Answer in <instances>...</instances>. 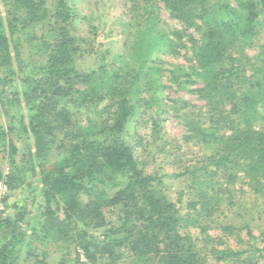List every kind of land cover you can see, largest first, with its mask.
<instances>
[{"label": "trees", "instance_id": "trees-1", "mask_svg": "<svg viewBox=\"0 0 264 264\" xmlns=\"http://www.w3.org/2000/svg\"><path fill=\"white\" fill-rule=\"evenodd\" d=\"M4 1L0 142L11 169L6 176L0 173V180L14 192L38 168L43 205L34 216L36 232L57 245V264H264V246L231 247L240 232L225 221L241 201L235 190L240 178L241 188L264 197V125L254 127L256 106H262L264 115V80L242 91L247 65L232 51L257 48L253 63L246 62L255 74L264 72V46L257 43L264 29V0H127L133 31L116 52L102 43L97 46L100 25L93 26L91 37L77 33L80 18L66 0L53 9L45 0ZM157 9L181 28L165 33ZM42 29L45 33L38 34ZM22 32L31 47L37 44L40 60L17 48L15 38ZM200 32L202 40L194 38ZM186 38L197 50L195 65L170 71V78L188 79L191 85H196L193 76L201 78L202 85L192 92L206 102L205 111L186 123L185 141L209 150L196 170L187 157L173 163L182 171L170 176L191 181L188 192L183 190L174 201L164 188L165 175L148 171L127 136L138 111L155 104L156 88L148 89L153 91L149 100L142 97L143 84L153 85V76L162 73L154 67L158 62L153 54L164 49L179 56L188 50ZM19 83L27 87L23 95ZM22 101L31 114L17 122L10 111ZM180 108L177 113L190 107L185 102ZM151 122L161 139L160 115ZM165 146L156 152L164 154ZM48 157L53 161L47 168ZM117 174L128 180L109 193ZM204 175L210 178L207 187L201 185ZM16 211L14 218L0 220V229L10 230L9 239L0 242V264H17L24 227L35 220L24 208ZM39 257L37 251L27 256L41 264Z\"/></svg>", "mask_w": 264, "mask_h": 264}, {"label": "rangeland", "instance_id": "rangeland-1", "mask_svg": "<svg viewBox=\"0 0 264 264\" xmlns=\"http://www.w3.org/2000/svg\"><path fill=\"white\" fill-rule=\"evenodd\" d=\"M45 1L46 4H48L49 9H53V4L55 5V3L60 0ZM66 1V4H68V6L79 15L80 20H78L79 23L76 25L77 33L87 38L91 37L90 31L93 26L100 25L101 34L99 33L100 37L96 43L97 46L99 43H102L103 46L110 47L114 50V52L122 49L126 40L125 35L132 33L133 31L132 27H130L133 23L131 20L132 16L128 14L129 7H127L125 3L128 2L127 0ZM4 2V0H0V10L3 15L7 13V8L3 5ZM157 10L160 12L162 29L165 33H170L175 29L181 28V25L177 21L171 19L166 11ZM124 30H126L125 34ZM191 32L192 31H189L188 34ZM44 33V29L38 31V34L40 35H43ZM194 36V38L198 39L200 37L199 40H202L201 32L195 33ZM27 39V33H19L15 38L17 48L19 51H24L26 57L33 56L35 60H38V58L40 60L42 57L39 55L37 56L36 53H38V50H35L38 49L36 47L37 44L31 47V45L28 44ZM186 40L188 41V50L181 51L179 56L170 55L164 49L162 51L160 50L159 53L153 54L152 60H157L158 62L157 64H154V67L162 69V73L158 76H153V85L150 86L149 82H145L143 84L142 90L144 91L142 97L149 100L153 91L151 92L148 89L151 88L152 90H155L156 88V92L153 93V99H155L153 102L155 104L148 111H138L136 117L131 121L127 136V141L135 148L137 156L140 157L141 161L148 165V171H154L156 169L160 172V174L165 175L164 188L171 200L174 201L183 190L188 192L186 189L191 187V181L187 180L185 177L176 179L170 176L173 173L180 174L182 171L177 170L180 168L175 166L173 163L176 159L178 161H185V157H187V159H192L194 162V170H196L201 165V155L204 154L206 150H209L206 147L200 148L194 145V142L187 143L185 141L188 133L186 123L195 118L202 108L205 111L204 105L206 102L202 101L198 95L192 92L193 89L200 88V85H202L201 78L198 76H193L191 78L193 79L192 82L196 81V85H191V81L186 83L188 79H182L183 82H174L173 79L170 78V71L177 70L179 67H185L188 65L191 66L193 64L195 65L193 62L194 52H197V50L191 46L189 38H186L185 41ZM257 43L260 46H264V29L262 30V34L257 40ZM232 51L233 54L238 56V60L241 58L240 61L242 65H247L245 72L242 73L243 75H246L247 78L240 82V89H242V91L255 89L254 85L258 86V83L264 80L262 76L264 75V72H262V74H255L251 70V67H253L251 65L253 63L252 60L255 55H257L258 49H249L244 46L237 47L235 49L233 48ZM243 54L247 55L246 57L249 59L245 60V58H243ZM238 60L236 61L239 65ZM90 61L91 60L89 59L86 63H89ZM246 61H249V63L251 61V64H247ZM159 85H162V87L157 90ZM26 89L27 87L24 83H19L17 86V90L22 93V95ZM185 102L188 103L190 108L186 109V111H188L187 113H185V110L183 112H178L181 114L178 116L177 110L181 109L180 107ZM262 109L261 105L256 106L257 115L254 116H259V118L255 121L254 127L258 129H262L261 125H264V122L261 120L264 116L262 114ZM10 112L11 116L17 118V122L20 121L21 118L24 119V121H27L31 114L30 107H28L26 102L23 101L19 105L13 108L11 107ZM82 112L87 114L90 110L86 111L83 109ZM156 114L160 115L163 121V134L161 135V139H158L153 133L154 130L152 128L151 121L153 117H156ZM180 117L182 118L180 119ZM31 145L33 149L32 151L35 153L34 146L33 144ZM163 146L167 149L164 154L156 152L157 150L160 151ZM166 153H168V157L166 156ZM52 161L53 159L50 157L47 158L45 162L47 168L51 166ZM10 169L11 165L7 152L4 148V144L0 142V173H2L3 176H6L10 173ZM209 179V177H206L205 175L203 176L201 179L202 187H207L209 185ZM243 179V177L242 179L240 178L241 182L236 185L237 188L235 189L239 192L236 194L239 195L241 201L238 202L234 211L228 214V220H225L233 223L240 232V237H236L235 241L233 240L231 244V247L236 251L245 250L251 247L260 248L264 246V238L262 237L264 234V197L254 196L249 193L247 187H243ZM126 180H128V176L126 174L114 175L111 183L109 184L112 188L108 190V192L110 193L115 190L114 188L117 186H123L127 182ZM2 182L3 181L0 180V220L14 218L17 212L16 207L26 209L28 212V218L35 219L34 216L40 209L39 207L43 205L42 184L38 168L36 167L34 174L29 172L26 177L25 184L20 186L14 192L8 191V188ZM241 185H243V188H241ZM240 188L242 190H240ZM240 191H244L246 194L240 195ZM225 221H223V223ZM247 226L252 230V238L246 235V231L244 229H247ZM38 228L39 226L36 219L33 220L28 227H24L25 240L19 248L17 264H36L35 262L33 263L31 259L27 258L30 251H37L38 255H40L39 261L41 264H57L60 260L61 254L57 245L49 243L47 240H43L38 237L36 232ZM9 237L10 230L0 229V242L7 241ZM44 254H46V257L44 259V263H42ZM73 257H75V254Z\"/></svg>", "mask_w": 264, "mask_h": 264}]
</instances>
